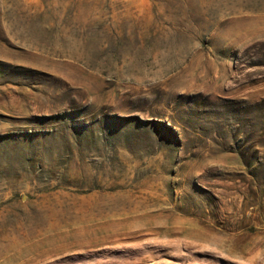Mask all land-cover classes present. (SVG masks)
<instances>
[{
  "label": "rangeland",
  "instance_id": "1",
  "mask_svg": "<svg viewBox=\"0 0 264 264\" xmlns=\"http://www.w3.org/2000/svg\"><path fill=\"white\" fill-rule=\"evenodd\" d=\"M0 264H264V0H0Z\"/></svg>",
  "mask_w": 264,
  "mask_h": 264
}]
</instances>
